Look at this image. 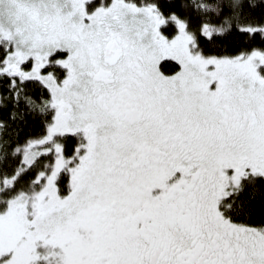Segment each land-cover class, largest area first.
<instances>
[{
	"label": "snow or ice",
	"instance_id": "obj_1",
	"mask_svg": "<svg viewBox=\"0 0 264 264\" xmlns=\"http://www.w3.org/2000/svg\"><path fill=\"white\" fill-rule=\"evenodd\" d=\"M0 264H264V0H0Z\"/></svg>",
	"mask_w": 264,
	"mask_h": 264
}]
</instances>
